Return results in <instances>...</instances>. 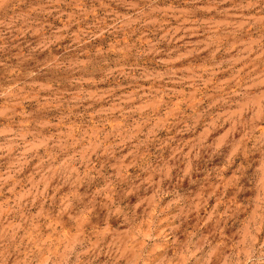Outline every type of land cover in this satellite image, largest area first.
Here are the masks:
<instances>
[{
	"label": "rangeland",
	"instance_id": "1",
	"mask_svg": "<svg viewBox=\"0 0 264 264\" xmlns=\"http://www.w3.org/2000/svg\"><path fill=\"white\" fill-rule=\"evenodd\" d=\"M0 264H264V0H0Z\"/></svg>",
	"mask_w": 264,
	"mask_h": 264
}]
</instances>
